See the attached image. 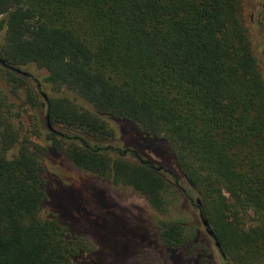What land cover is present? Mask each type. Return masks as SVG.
I'll list each match as a JSON object with an SVG mask.
<instances>
[{
	"label": "trees",
	"instance_id": "1",
	"mask_svg": "<svg viewBox=\"0 0 264 264\" xmlns=\"http://www.w3.org/2000/svg\"><path fill=\"white\" fill-rule=\"evenodd\" d=\"M244 24L241 0H0V264L92 251L41 216L50 152L142 198L175 262L216 264L170 217L184 197L220 264H264V75ZM118 123L135 146H115Z\"/></svg>",
	"mask_w": 264,
	"mask_h": 264
},
{
	"label": "rangeland",
	"instance_id": "2",
	"mask_svg": "<svg viewBox=\"0 0 264 264\" xmlns=\"http://www.w3.org/2000/svg\"><path fill=\"white\" fill-rule=\"evenodd\" d=\"M241 4L244 25L264 75V0H241ZM31 72L37 78L44 75L43 71L32 69ZM12 100L19 103L16 97ZM83 106L88 107L86 104ZM32 116L30 110L22 116L25 126L32 124ZM40 127H44V123L41 122ZM115 127L118 133L115 146L122 145V142L135 146L130 139L122 140L123 132L140 133L135 127L119 123ZM43 166L47 200L41 216H58L67 229L68 239H83L92 250L91 253L81 252L76 262L181 264L175 262L161 246L155 229L158 217L142 198L129 190L114 189L91 175L75 170L61 154L55 152L47 154ZM191 200L196 198L193 196ZM170 217L183 222L188 228H194L199 240L208 246L216 264H220L214 255V244L207 237L198 212L189 199L181 197L171 209Z\"/></svg>",
	"mask_w": 264,
	"mask_h": 264
},
{
	"label": "water",
	"instance_id": "3",
	"mask_svg": "<svg viewBox=\"0 0 264 264\" xmlns=\"http://www.w3.org/2000/svg\"><path fill=\"white\" fill-rule=\"evenodd\" d=\"M42 96L44 99H46L45 95H42ZM47 127H48V129L51 130V127L49 125H47ZM197 202H199V201L197 200ZM200 222H201V224L205 230L206 235L209 236L210 238L214 239V235H213L212 231H210L208 223L205 220L201 219V217H200ZM214 246H215V248H219V244L216 241L214 242Z\"/></svg>",
	"mask_w": 264,
	"mask_h": 264
}]
</instances>
